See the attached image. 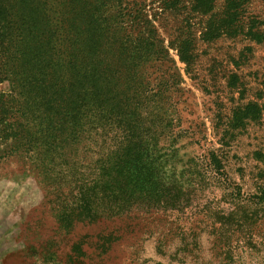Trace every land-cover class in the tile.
Wrapping results in <instances>:
<instances>
[{"label": "trees", "instance_id": "obj_1", "mask_svg": "<svg viewBox=\"0 0 264 264\" xmlns=\"http://www.w3.org/2000/svg\"><path fill=\"white\" fill-rule=\"evenodd\" d=\"M11 1L0 0V84L12 86L11 93H0L1 123L14 131L16 152L35 156L39 174L48 177L60 169L63 190H77L72 223L106 222L135 210L186 212L183 193L194 178H211L224 166L218 151H211L208 159L186 160L178 172L185 155L177 153L198 132L185 128L181 98L173 97L181 90L154 25L159 14L150 18L149 5L138 0H80L92 33L80 40L67 35L61 43L77 45L66 52L55 42L62 39L54 31L60 24L50 18L58 0H42L40 26L19 9L8 15ZM160 9L168 16H193L186 19L190 39L169 36L168 46L177 47L187 63L199 39L243 34L240 0H162ZM156 66L165 71L152 79L148 69ZM181 97L187 102L184 93Z\"/></svg>", "mask_w": 264, "mask_h": 264}, {"label": "rangeland", "instance_id": "obj_2", "mask_svg": "<svg viewBox=\"0 0 264 264\" xmlns=\"http://www.w3.org/2000/svg\"><path fill=\"white\" fill-rule=\"evenodd\" d=\"M13 1L8 15L19 9L39 25L42 0H18L22 6ZM138 1L149 5L150 18L159 14L154 25L168 47L181 90L173 97L182 101L178 108L187 120L185 128L198 132L194 143L177 153L185 155L178 172L186 160L208 159L211 151H218L223 170L186 186V212L144 215L135 210L106 222L72 223L77 190H63L60 169L46 177L38 173L32 153L16 152L14 131L3 127L0 111V264H264V0H240L243 34L199 39L188 63L168 44L171 35L190 39L186 19L193 16L161 13L162 0ZM58 3L50 15L61 26L54 28L62 34L55 42L74 52L76 42H61L67 35L80 40L92 26L83 21L80 0ZM32 44L36 46L35 38ZM156 67L148 69L152 79L165 71ZM11 91L9 81L0 84V93Z\"/></svg>", "mask_w": 264, "mask_h": 264}]
</instances>
